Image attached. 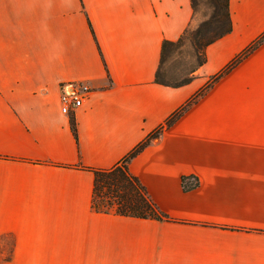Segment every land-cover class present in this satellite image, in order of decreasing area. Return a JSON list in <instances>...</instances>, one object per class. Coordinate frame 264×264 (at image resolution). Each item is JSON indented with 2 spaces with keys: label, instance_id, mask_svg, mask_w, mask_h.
<instances>
[{
  "label": "crops",
  "instance_id": "0c3cea01",
  "mask_svg": "<svg viewBox=\"0 0 264 264\" xmlns=\"http://www.w3.org/2000/svg\"><path fill=\"white\" fill-rule=\"evenodd\" d=\"M229 8L231 30L169 86L161 44L192 23L190 0H0V264H264V39L210 79L264 31V0ZM69 83L89 89L63 112ZM193 96L127 162L165 218L95 210L89 168Z\"/></svg>",
  "mask_w": 264,
  "mask_h": 264
},
{
  "label": "trees",
  "instance_id": "16d2710c",
  "mask_svg": "<svg viewBox=\"0 0 264 264\" xmlns=\"http://www.w3.org/2000/svg\"><path fill=\"white\" fill-rule=\"evenodd\" d=\"M193 15L197 12L198 0H190ZM205 10L198 23L192 27L189 24L180 36L175 40L163 39L160 50L159 65L155 71L154 81L169 86H178L188 82L194 70L205 61V46L231 30V16L229 0H205ZM264 39V31L244 47L220 72L210 79L217 78L221 73L229 70L243 56L252 51ZM188 41L197 50L201 57L197 65L188 70L187 75H175L180 71L170 61L168 50L174 46H183ZM166 55V73L164 61ZM174 66V67H173ZM178 69V70H177ZM191 97L186 103L173 111L158 128L148 133L137 143L124 157L109 168H89L94 175L91 206L97 211H114L120 214L137 217L165 218L148 196L144 185L128 169L127 162L135 156L151 139L158 136L163 127L169 126L178 117L187 105L194 99ZM70 128L77 139L76 124L73 117L70 118ZM197 184V178L189 175L181 177V185L184 189H190Z\"/></svg>",
  "mask_w": 264,
  "mask_h": 264
},
{
  "label": "rangeland",
  "instance_id": "374dc122",
  "mask_svg": "<svg viewBox=\"0 0 264 264\" xmlns=\"http://www.w3.org/2000/svg\"><path fill=\"white\" fill-rule=\"evenodd\" d=\"M204 1L205 0H198L197 12H195V14L193 15V21L191 24L192 27H194L198 23L199 19L202 17V11L205 10ZM197 50L202 51L201 48H193L187 40L185 41V44L183 46H174L168 50L170 61L172 62V64H174V66L180 68V71H178L175 75H187L188 70L197 65V61L201 57V54H196ZM164 69L166 73V55L164 61ZM2 255L6 256V253Z\"/></svg>",
  "mask_w": 264,
  "mask_h": 264
},
{
  "label": "built area",
  "instance_id": "2783aa9c",
  "mask_svg": "<svg viewBox=\"0 0 264 264\" xmlns=\"http://www.w3.org/2000/svg\"><path fill=\"white\" fill-rule=\"evenodd\" d=\"M88 89V85L83 83L78 85L65 84L60 94L61 110L69 112L71 109L80 106L87 95Z\"/></svg>",
  "mask_w": 264,
  "mask_h": 264
}]
</instances>
